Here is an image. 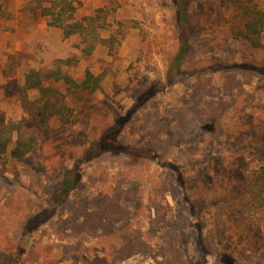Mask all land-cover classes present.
<instances>
[{
	"label": "rangeland",
	"instance_id": "374dc122",
	"mask_svg": "<svg viewBox=\"0 0 264 264\" xmlns=\"http://www.w3.org/2000/svg\"><path fill=\"white\" fill-rule=\"evenodd\" d=\"M31 1L0 0L5 12L0 18V124L20 122L22 130L38 139L30 153L17 159L9 155L11 141L0 158V179L13 189L2 198V211L12 214L15 207H22L20 223L28 224L20 233L10 232L0 240V264H51L52 255L56 264H70L74 256L76 264H87L101 255L96 235L102 226L97 221L75 231L73 221L65 233L61 229V220L70 211L68 203L81 197L95 199L101 189L110 193L111 200L118 197L128 215V221L109 224L116 231L113 235L101 237L105 245H121L127 239L122 251L126 256L109 254V258L116 256L113 264H233L222 254L235 264H264V36L256 47L237 38L228 40L237 64L260 69L244 85L253 95L246 115L240 117L237 109L228 107L220 117L184 130L177 112L192 106L189 92L197 76L190 63L183 65L180 79H175V71L168 73L180 37L174 0H73L77 17L104 9L105 17L97 21L104 22L101 37L122 33L111 49L100 42L89 55L76 45L78 36L65 37L44 17L33 16ZM255 2L264 10V0ZM188 11L201 35L221 36L224 27L218 22L230 14L218 0H191ZM191 56L216 66L224 53L214 49L204 55L195 42ZM67 57L66 70L72 78L79 80L89 69L100 74L101 81L80 118L63 124L37 112L40 91H24L23 82L30 68L47 67L53 59ZM198 76L210 77L206 88L216 100L224 73L210 70ZM151 85L154 95L139 108L140 93ZM205 98L197 107L203 106ZM132 109L131 123L118 137L127 153L103 149L104 129L114 125L108 130L114 134L115 120ZM212 132L225 133L219 137L222 143L211 139ZM238 132L240 143H225L226 135ZM151 143L158 147L156 154L138 158L141 155L135 150ZM65 179L79 180L66 195L61 189ZM117 183L122 190H107ZM132 183L137 184L135 194L140 200L125 191ZM158 200L168 207L162 217L154 206ZM84 206L82 213L93 210L92 204ZM27 212L29 218L24 216ZM76 220L82 221L83 216L77 213ZM199 234L213 240L210 253ZM141 242L147 246L138 249Z\"/></svg>",
	"mask_w": 264,
	"mask_h": 264
},
{
	"label": "trees",
	"instance_id": "16d2710c",
	"mask_svg": "<svg viewBox=\"0 0 264 264\" xmlns=\"http://www.w3.org/2000/svg\"><path fill=\"white\" fill-rule=\"evenodd\" d=\"M177 9V21L180 23V37L179 45L177 47L175 55L172 57L169 66L168 73L171 71L176 72L175 79H180L184 73L182 67L185 63H190V70L193 71L197 79L192 84L189 96L194 99L192 106H182L177 112L178 125L184 130L191 127L199 126L207 119L218 118L228 107L237 109L240 112V117L246 115V108L252 105L253 95L248 93L244 89V85L251 83L252 77L260 73V69L250 65L237 64L233 60L234 50L229 47L228 40L231 38L240 39L247 42L250 46L256 47L260 45V38L264 36V10L261 9L255 0H218L221 7L224 9H230V14L227 17H222L218 22V25L224 27V31L221 36L216 35H201L199 29L193 26L191 13L188 11V6L191 0H185V5L181 4L180 0H174ZM185 6V9H183ZM3 7L0 4V18L4 15ZM31 13L35 17H44L48 26L58 27L61 29L63 36L68 37L72 35L78 36L79 40L76 43L80 47L81 52L84 55H89L93 52L96 45L100 42L108 44L111 49L115 43H119L122 38V33H113L109 37L103 38L100 36L99 28L104 26V22L97 24L100 18L105 17L106 12L102 8L96 10V15H86L77 17L76 5L73 0H32L31 1ZM197 42L199 48L202 49L204 55L207 52H213L214 49H218L224 53V56L216 66H210L209 61L204 58H192V46ZM70 57L56 58L51 61L47 67L30 68L24 75L23 90L38 89L41 97L36 103V110L40 115L54 116L61 123L69 124L74 123L80 117L82 113L81 109L87 107L91 101L92 94L100 87L101 75L94 74L89 69H86L84 75L76 80L72 78L66 67L69 65ZM214 68V69H213ZM220 71L224 73V80L221 84V92L216 93L217 99L212 98V92L207 91V85L210 83V77L200 79L198 76L200 73L206 74L208 71ZM264 76V74H263ZM154 86L151 85L149 89H145L140 93L139 108L143 107L145 102L154 95ZM223 95H228V100H223ZM205 98V102L202 107H197V103L202 97ZM135 109L129 110L124 116H120L115 120V124L118 126L115 129V133L108 134V130L113 129V126L104 129L101 146L103 149L116 148L118 152L126 154V146L120 143L119 136L122 137L123 128L131 123V117L134 114ZM20 122H9L6 124H0V158L6 153L8 145L13 141V146L9 151V155L13 159L20 158L30 153L38 144V139L34 134L22 130ZM107 132V133H106ZM108 134V135H107ZM211 139H217L216 144L222 143L219 137L224 136L225 133L212 132L209 134ZM241 133L226 135L225 143L235 145L240 143ZM209 139V140H211ZM230 139H234L229 142ZM115 140L118 141L115 143ZM212 141V140H211ZM214 143L209 142V147H212ZM158 147L151 144H147L144 149L135 150L137 154L141 155L138 158L145 156L146 154H156ZM264 169V167H263ZM251 182V181H250ZM250 182L248 184H250ZM79 180H63L61 189L63 194L66 195L69 190L76 187ZM137 184L132 183L125 188L126 192H131L137 200L140 197L136 193ZM165 189V188H164ZM163 189V190H164ZM173 190V188L170 187ZM13 189L8 183L0 179V240L5 237V234L15 232L20 233L23 229L28 227V224H21L20 221L21 212L24 209L20 206L15 207L13 213H4L2 211L3 204H1L2 198L6 193L11 192ZM110 192L115 193L122 190L120 183L110 187ZM110 193L104 189L99 190L95 199L86 200L85 197H81L77 202L68 203L67 207L69 213L61 220V229L65 233L68 225L71 222H75L73 230L81 229L86 222L97 221L96 224H101L102 230L99 235H96L100 239L101 255H97L92 259L87 260V264H113L114 257L109 258V254L115 252L119 253L118 258H122L126 255L122 254L127 244V239L121 245L102 244V235L111 236L114 229H111L109 224H113L115 221L125 220L128 221L127 209L122 207L121 203L116 199H110L108 197ZM65 199V198H64ZM62 201L60 205L64 204ZM85 202V203H84ZM84 204H92L93 210L80 211L85 208ZM154 206L161 214L165 215V210L168 208L161 204L158 200L154 203ZM182 207V204H181ZM184 207V206H183ZM71 208V209H70ZM22 213V214H23ZM77 213L83 216V220L78 222L76 220ZM29 212L25 214L26 218H29ZM159 216L157 219H159ZM76 220V221H75ZM215 218L213 219V221ZM108 224V225H107ZM216 224V223H214ZM107 226V227H106ZM72 227V226H71ZM106 227V228H105ZM71 229V231H72ZM92 231V230H91ZM201 244L206 253H210L213 245V240H209L205 235L199 234L198 236ZM205 239L206 240L205 242ZM147 245L145 242L138 244L137 248L142 249ZM223 259L235 264V260L222 254ZM55 255L50 256V263L56 264L57 258ZM77 257L74 256L70 264H76Z\"/></svg>",
	"mask_w": 264,
	"mask_h": 264
}]
</instances>
